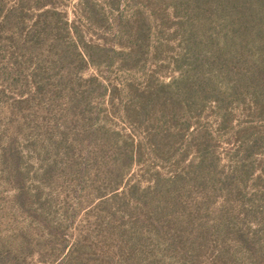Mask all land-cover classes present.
I'll list each match as a JSON object with an SVG mask.
<instances>
[{
    "label": "trees",
    "instance_id": "1",
    "mask_svg": "<svg viewBox=\"0 0 264 264\" xmlns=\"http://www.w3.org/2000/svg\"><path fill=\"white\" fill-rule=\"evenodd\" d=\"M107 1L119 10L120 0ZM140 1L144 8L115 17L119 37L127 40L116 48L84 42L74 22L57 26L52 7L37 6L27 25L23 0L7 7L0 0V163L15 191L16 213L28 219L0 236V264H31V257L49 264H264L262 228L246 220L257 207L242 198L248 160L264 145V133L233 129L242 154L224 172L213 133L191 120L209 101L221 109L217 125L223 129L233 128L229 107L245 98L264 113V0ZM79 11L107 20L96 16L93 0H81ZM158 26H173L182 42L174 79L146 80L143 88L127 82L120 89L96 76H78L98 62L142 71L155 53L151 37ZM7 90L15 97L3 98ZM120 90L128 98H113ZM105 96L108 110L119 105L123 120L141 133L138 142L91 127L101 109L91 106L92 97ZM69 133L68 147L87 153L90 167L77 175L73 213L67 204L65 220L58 222L26 184L20 139L32 136L59 153ZM142 142L152 157L181 167L169 176L155 172L144 187L123 186L144 153ZM190 150L194 159L187 161ZM52 168L41 171L39 182L63 185L61 170Z\"/></svg>",
    "mask_w": 264,
    "mask_h": 264
},
{
    "label": "rangeland",
    "instance_id": "2",
    "mask_svg": "<svg viewBox=\"0 0 264 264\" xmlns=\"http://www.w3.org/2000/svg\"><path fill=\"white\" fill-rule=\"evenodd\" d=\"M17 1L20 0H1V4L7 7L15 4ZM80 1L23 0L25 8L24 22L30 25L37 11V6L45 5L54 8L59 13L56 16L57 26L62 27L64 20L70 25L74 22L84 42L119 48L124 46L127 40L125 41L119 37L114 24L115 17L121 14L123 18H127L134 8H144L140 0H120L119 10L112 7L110 1L93 0L96 16L104 14V17L107 18L106 22H104L97 20L96 17L87 19L84 15H81L79 11ZM173 31V26L165 29H161L159 26L154 27L151 42L155 53L146 60L142 71L121 70L116 61L111 63L98 62L95 65L89 64L86 66L78 73V76H96L99 80L108 84H117L120 89L127 82L139 88L145 86L146 80L151 81L153 84L168 82L178 75L181 66L175 61L182 53V42L179 34L173 33L174 35H172ZM219 86H221V83H219ZM15 95L16 93L13 90H7L3 98L8 100L14 98ZM92 98L96 99L91 100V106H99L101 109L99 116L93 117L91 120V127L104 126L109 131L117 132L120 140L132 139L136 143L141 139V133L139 131H132L123 120L119 105L113 106V110L111 111L108 110V96ZM113 98H128V95L120 90V92L116 91ZM229 113L233 128L228 127L223 129L218 127V118L222 114V111L212 101L206 102L198 115L191 118L194 125L205 127L213 133V147L219 159L220 169L224 172L235 167V164H237L236 160L242 154L240 150L237 151L238 141L230 135L233 129L243 130L250 127L251 135L264 133V113L255 110L250 98H245L244 102L240 104L233 103L229 107ZM2 124L3 121L0 119V146L3 143L1 137ZM251 135L244 136V146L248 144V139ZM72 138V133L66 135L67 148H65L66 150L62 149L59 153L51 147L43 148L40 143L33 140L32 136L20 139V149L24 156L23 169L26 173V184L31 194H39L44 205L50 208L52 218L58 222L65 220L63 210L67 204L69 206V215L73 213L75 200L71 199V195L74 194L75 196V193L78 192L76 187L77 175H79L80 170L90 167V163L87 162V153L81 151L79 146L68 147V141ZM142 149L144 153L140 160L127 170L123 186L128 183L139 182L140 186L144 187L151 184V178L157 171L164 176H169L176 170L179 171L181 167L180 163H171L152 157L148 147L143 142ZM193 159L194 154L190 150L187 161H192ZM248 163L251 167L248 168L249 174L245 177V183L242 186V198L249 208L255 205L257 211L250 213L251 215L246 220L251 228H262L259 230V233L261 241L264 243V145L249 158ZM49 166L54 167L52 168L53 173L61 170V175L64 178L63 185L51 183L45 186L39 182L41 171ZM3 170L0 163V236L12 234L14 228L25 226L28 222L26 217L18 215L14 209L12 195L15 191L11 184L7 182L6 173ZM79 194L84 197L87 192L85 189H79ZM66 198H69V201L67 199V203L64 201ZM30 263L49 264L38 261L36 257H31Z\"/></svg>",
    "mask_w": 264,
    "mask_h": 264
}]
</instances>
